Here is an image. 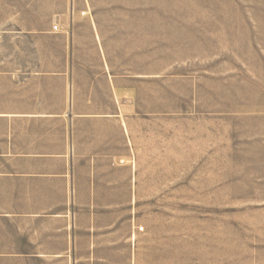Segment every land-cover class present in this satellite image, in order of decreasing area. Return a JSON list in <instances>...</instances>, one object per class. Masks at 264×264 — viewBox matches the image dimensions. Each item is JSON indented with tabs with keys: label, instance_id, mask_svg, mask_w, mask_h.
Here are the masks:
<instances>
[{
	"label": "rangeland",
	"instance_id": "rangeland-1",
	"mask_svg": "<svg viewBox=\"0 0 264 264\" xmlns=\"http://www.w3.org/2000/svg\"><path fill=\"white\" fill-rule=\"evenodd\" d=\"M0 65L105 90L77 104L112 114L106 264H264V0H0Z\"/></svg>",
	"mask_w": 264,
	"mask_h": 264
},
{
	"label": "crops",
	"instance_id": "crops-1",
	"mask_svg": "<svg viewBox=\"0 0 264 264\" xmlns=\"http://www.w3.org/2000/svg\"><path fill=\"white\" fill-rule=\"evenodd\" d=\"M75 69L0 65V264L111 257L112 240L96 236L91 210L82 225L81 198L113 190L112 114L78 106L105 90Z\"/></svg>",
	"mask_w": 264,
	"mask_h": 264
}]
</instances>
